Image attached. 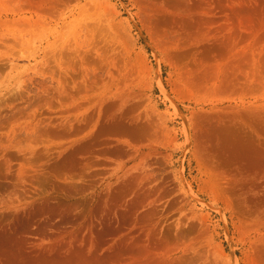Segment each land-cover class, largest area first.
I'll return each instance as SVG.
<instances>
[{"label": "rangeland", "instance_id": "obj_1", "mask_svg": "<svg viewBox=\"0 0 264 264\" xmlns=\"http://www.w3.org/2000/svg\"><path fill=\"white\" fill-rule=\"evenodd\" d=\"M0 264H264V0H0Z\"/></svg>", "mask_w": 264, "mask_h": 264}]
</instances>
